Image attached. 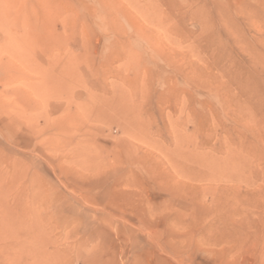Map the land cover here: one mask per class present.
Wrapping results in <instances>:
<instances>
[{
    "label": "rangeland",
    "instance_id": "374dc122",
    "mask_svg": "<svg viewBox=\"0 0 264 264\" xmlns=\"http://www.w3.org/2000/svg\"><path fill=\"white\" fill-rule=\"evenodd\" d=\"M0 264H264V0H0Z\"/></svg>",
    "mask_w": 264,
    "mask_h": 264
}]
</instances>
